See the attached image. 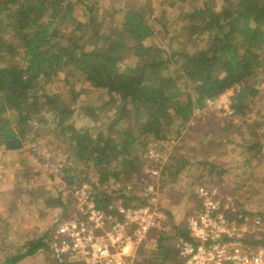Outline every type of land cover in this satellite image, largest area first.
Instances as JSON below:
<instances>
[{
    "label": "trees",
    "instance_id": "obj_1",
    "mask_svg": "<svg viewBox=\"0 0 264 264\" xmlns=\"http://www.w3.org/2000/svg\"><path fill=\"white\" fill-rule=\"evenodd\" d=\"M219 5L217 0H109L102 14L95 0H0V145L8 152L21 150L15 160L0 161L12 169V174L0 172L5 181L0 186L9 193L7 217L0 215V252L12 248L1 264L39 254L44 257L40 264H84L57 262L50 246L58 223L74 212L71 188L88 183L101 208L115 199L147 204L137 195L138 186L129 190L126 185L155 164L146 157L153 144L169 152L159 163L158 209L167 215L137 248L133 264L179 263L174 242L190 239L189 230L176 223L161 200L168 189L175 192L174 186L181 185L183 174L234 194V213L240 218L261 214L238 209L236 188L221 181L231 167L200 153L199 145L191 150L205 137L210 146H220L215 152L228 147L235 141L227 134L235 128L234 116L264 124L253 103L264 79V0H221ZM174 8L177 14L171 13ZM81 15L86 17L82 24ZM55 79L68 84L50 86ZM78 84L104 90L106 97L96 103L81 99L74 91ZM227 90L234 91L232 112L219 116L216 101ZM79 114L91 120L88 127L72 123ZM211 114L224 123L215 127ZM189 130L201 134L198 143L190 141ZM235 131L244 133L239 126ZM170 137L177 139L175 145H164ZM253 137L233 142L252 160L264 153V140ZM26 146L48 167L59 165L63 184L56 202L53 193L42 202L45 212L58 208L55 220L16 246L17 224L39 211L31 203L39 197L38 185L15 184L25 174L32 176V163L22 154ZM167 222L171 227L166 230Z\"/></svg>",
    "mask_w": 264,
    "mask_h": 264
},
{
    "label": "built area",
    "instance_id": "obj_2",
    "mask_svg": "<svg viewBox=\"0 0 264 264\" xmlns=\"http://www.w3.org/2000/svg\"><path fill=\"white\" fill-rule=\"evenodd\" d=\"M229 94L227 90L217 98L219 116L232 112ZM167 156L163 146L153 144L146 157L155 164L140 170L126 185L129 190L138 186L137 195L148 201L145 205H124L115 199L101 208L88 191V183L72 187L74 212L60 221L52 234L50 246L55 260L133 264L137 248L165 216L158 210L162 178L159 163ZM194 192L199 204L186 221L190 239L175 243L180 253L177 264H264V216L248 219L235 215L234 198L218 184L197 183Z\"/></svg>",
    "mask_w": 264,
    "mask_h": 264
},
{
    "label": "rangeland",
    "instance_id": "obj_3",
    "mask_svg": "<svg viewBox=\"0 0 264 264\" xmlns=\"http://www.w3.org/2000/svg\"><path fill=\"white\" fill-rule=\"evenodd\" d=\"M96 3L99 4L100 6V12L103 14L104 13V7L106 4L109 2V0H95ZM179 1V0H177ZM218 1V6L221 0ZM163 6V5H162ZM167 6V5H164ZM163 8V7H162ZM159 10H161V7H159ZM172 14H177L178 11L176 8H174L171 11ZM155 16V13H153L152 17ZM80 23L82 24L85 20L86 17L80 16L78 19ZM76 22V21H74ZM154 23V22H153ZM173 31V30H172ZM173 32H171L169 35H171ZM159 40V39H158ZM158 40H155L157 43ZM164 41V40H163ZM167 42L166 40L161 43V46H166ZM51 82L50 86H53V84H63V87H66L68 84L66 81L62 82L61 80L55 79L49 81ZM53 83V84H52ZM259 93L258 95L254 98V109H259V116L261 121H264V79L260 82L259 85ZM75 92H80V98L84 99L88 102H93L96 103L98 100L104 99L106 97V93L104 90H92L90 91L89 89H85V84H78L76 89L74 88ZM230 91V97L234 93L233 90ZM221 103H224V99L221 101ZM212 115V114H211ZM217 117V116H216ZM212 124L216 127L217 125H220L224 123L223 121L219 120L220 122H217L218 119H215L214 116L212 115ZM218 118V117H217ZM235 121V128L230 127L227 130V134L231 135V139L244 143L249 137L256 136L259 137L260 139L264 140V124L261 123L260 125L255 124L256 120L251 122L249 120L248 123L244 121L242 118L239 116H234L232 117ZM75 126L77 127H88L91 124L90 119H86L84 114H79L76 115L75 118L73 119L72 122ZM251 123V124H249ZM253 123V125H252ZM234 124V123H233ZM203 126H206L205 123H203ZM240 127L243 130V134L235 131L237 127ZM253 131V133L251 132ZM190 132V141L193 143H198L200 139V133L195 132L193 133V130H189ZM226 134V133H225ZM210 137V135H208ZM251 138V139H253ZM176 140L174 137H170L165 141L166 145L172 146L173 144L175 145ZM210 138L205 137L204 140H201L197 145H194L193 148H191L192 151L197 150L198 145L201 148L200 153H206V155L210 158H212L213 161L227 167H231L229 172L227 171L226 174L223 175L222 177V182H224L226 185H229V187L236 188L237 193H238V209L243 208L244 210L252 212H260L261 214H256L254 216L247 215L248 219H252L253 217L257 215H262L264 214V153L257 157L256 159L252 160L251 155L247 152H243V147L242 146H237L233 144L235 141L232 143H228V147H221L217 152H215V149L219 148L220 146H217L216 148L213 146H210L208 141ZM193 145V144H191ZM167 146V147H168ZM30 146L24 147V151L22 154H25V156L31 163V174L32 176L29 178L26 174L17 182L15 183L16 185H19L21 183L22 185H25L26 187H32L29 189H33L36 185L38 187L36 188V193L38 199L37 201L31 202L32 204H37L39 207V211L34 216V219H27L26 221H22L17 224L18 227L21 229H18L14 232L12 235L13 237V242L16 246L21 245L22 242L24 241L25 237L30 234L34 229L35 232H38V230L43 229L46 225L52 223V221L55 220L56 213L58 212V208L55 207L52 209L51 213L45 212L44 206L42 205L43 200L47 199L49 194H54V197L52 200L56 202V196L58 193V189L62 187L63 184V179L60 174H58L59 169H57L58 164H50L48 167L47 165L43 164L42 160H40V156L34 155L32 152H35L33 148ZM55 156L56 160L60 161L62 156H61V151L60 148L55 147ZM164 149V148H163ZM170 151V147H168ZM165 151V149H164ZM173 152V151H172ZM18 153H21L20 151H13V152H8L6 151L3 146L0 145V161H13L15 160L16 157H18ZM165 153L168 155L169 152L166 150ZM200 156V155H199ZM1 163V162H0ZM58 168L59 165H58ZM0 172L9 174H12V169H9L8 166H0ZM51 176H54L55 179H50ZM183 174L182 176V182L181 185L179 186H174L175 192H172V190H169L165 192L161 202L164 206V208L168 209L173 216L174 220L176 223L180 224H186V221L190 214H192L195 210V208L198 206V199L196 197V194L194 192L195 185L197 183L193 182L192 177ZM96 176H94L95 178ZM213 178L217 179L218 175L214 174L212 176ZM0 183L2 185H5V181L0 177ZM20 184V185H21ZM1 185V186H2ZM35 185V186H34ZM0 186V215L3 218H6L7 212L9 211L8 208V201H7V194L8 191L6 188H1ZM2 186V187H3ZM231 190V189H228ZM228 195H231L234 200L235 196L234 194L230 192H226ZM27 198L24 197V201L27 202V199L30 198L31 194L27 193ZM54 205V203H53ZM159 205V204H158ZM44 207V208H43ZM44 210V211H43ZM159 210V209H158ZM164 215L166 216L167 213L164 212ZM263 216V215H262ZM13 221H15V218H13ZM5 224V222H3ZM39 225V228H37V225ZM166 230L171 227V223L167 222L166 224ZM165 230V229H164ZM162 229V231H164ZM31 234L34 235V232ZM32 237V235H31ZM1 239V237H0ZM175 241L174 243H176ZM12 248H5L3 249L2 252H0V259L2 261L3 257L5 256L6 253L11 252ZM0 261V264L2 263ZM44 262V257L42 254H39L37 256H32V257H27L18 262V264H40Z\"/></svg>",
    "mask_w": 264,
    "mask_h": 264
}]
</instances>
